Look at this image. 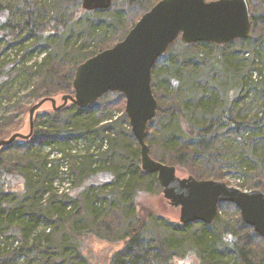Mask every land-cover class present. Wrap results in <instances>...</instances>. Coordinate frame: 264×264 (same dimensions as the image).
Instances as JSON below:
<instances>
[{"label": "trees", "instance_id": "16d2710c", "mask_svg": "<svg viewBox=\"0 0 264 264\" xmlns=\"http://www.w3.org/2000/svg\"><path fill=\"white\" fill-rule=\"evenodd\" d=\"M157 1L112 0L107 9L84 10L81 0H55V14L43 6L42 15L35 0H15V9L1 5L0 104L16 78L33 80L0 114V139L23 126L24 97L33 104L72 94L76 66L121 40ZM249 2L248 38L176 39L157 58L151 69L157 111L145 143L152 158L177 172L220 181L239 173L241 189L264 192V0ZM64 3L76 10L59 12ZM236 86L257 91L261 107L253 115L234 96ZM124 107V96L108 91L83 108L68 102L37 111L32 136L0 148V264H98L86 239L121 243L104 264H184L190 250L199 264H264V238L232 203H219L210 224L139 214L142 193L161 186L156 173L141 168ZM98 174L107 178L95 182ZM67 175L73 194L56 186Z\"/></svg>", "mask_w": 264, "mask_h": 264}, {"label": "water", "instance_id": "95a60500", "mask_svg": "<svg viewBox=\"0 0 264 264\" xmlns=\"http://www.w3.org/2000/svg\"><path fill=\"white\" fill-rule=\"evenodd\" d=\"M112 0H81L84 10H103ZM253 30L249 0H159L144 12L126 35L79 63L72 80L73 93L45 97L28 108V132H14L0 139V148L32 136L34 117L44 103L58 110L68 102L79 108L95 103L108 91L125 98L124 112L140 146V165L156 173L164 199L179 208L181 224H210L222 202L234 204L243 222L264 238V192L241 190L213 179L179 176L174 165L152 158L145 143L148 123L157 111L151 86V69L177 38L184 44L211 42L224 44L248 38Z\"/></svg>", "mask_w": 264, "mask_h": 264}, {"label": "rangeland", "instance_id": "374dc122", "mask_svg": "<svg viewBox=\"0 0 264 264\" xmlns=\"http://www.w3.org/2000/svg\"><path fill=\"white\" fill-rule=\"evenodd\" d=\"M35 1H36V8H37V11H39V14L41 15L43 14L44 7L47 8V11L49 14L51 13L55 14V10L57 9V6L52 5L55 0H35ZM1 5L8 7L9 9H13L15 7V0H0V6ZM75 8H76L75 4L64 3L60 6V9L58 10L59 12H62V13H64L65 11L74 12L76 10ZM15 13L20 16L17 10L15 11ZM12 15H13L12 19H14L15 15L14 14ZM8 18H10V15L8 16ZM51 50H54V47H52ZM11 53H13V51ZM40 57L41 56L37 57L36 59L39 61ZM25 79H26V76L23 75V77L20 76L14 80V83L12 86H10L11 89L7 94L8 98L3 99L0 104V114L5 113L9 109H11L15 102V99L18 96L23 95L30 88L33 79L24 82ZM235 88L236 90H235L234 96H238V95L240 96V104L244 108L245 112L250 116L253 115L255 112H257L259 107H261V100L258 98L257 91L255 93L254 89L249 87L248 89H246L247 93H244V92L240 93L241 90L238 89L237 86ZM55 98H56L57 103L61 102L60 95ZM22 102L27 103V110L24 115V124L23 126L20 127V129L17 132L26 133L28 131V124H27L28 108L32 105V102L30 103L26 97L22 99ZM49 108H51L50 104L44 103L38 111L39 112L45 111L46 109H49ZM115 114H120V113L115 112ZM177 174L181 177L187 176L186 174H183L180 172H177ZM106 178H107L106 175L98 174L94 181L99 182ZM242 180H243V177L239 173H235V174L227 173V174H224V180H221V181L225 182L229 186H233V187L241 189L239 184L240 182H242ZM56 186L58 190L63 191V192H68L69 194H73L76 191L75 188H71L72 184H71L70 177L68 175L66 176V180L60 181L58 185ZM241 190H246V189H241ZM137 202H138V209H139L140 215L150 212L156 215L163 216L164 218L168 220L179 222L178 221L179 208L171 206L169 202L163 198L161 189L153 193H142V195L139 197ZM229 215H230V212L228 213V216ZM84 245H86V252L88 256L90 257L91 262L92 263L97 262L98 264H104L105 261H107V258L110 256V254L113 251L121 247V243L110 242V241H105V240H100V239L99 240L93 239L91 241L89 239H86L84 240Z\"/></svg>", "mask_w": 264, "mask_h": 264}, {"label": "clouds", "instance_id": "9594fccd", "mask_svg": "<svg viewBox=\"0 0 264 264\" xmlns=\"http://www.w3.org/2000/svg\"><path fill=\"white\" fill-rule=\"evenodd\" d=\"M184 264H199V258L195 250H190L185 254Z\"/></svg>", "mask_w": 264, "mask_h": 264}]
</instances>
